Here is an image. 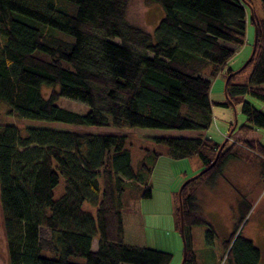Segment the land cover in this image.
<instances>
[{
	"label": "trees",
	"instance_id": "trees-1",
	"mask_svg": "<svg viewBox=\"0 0 264 264\" xmlns=\"http://www.w3.org/2000/svg\"><path fill=\"white\" fill-rule=\"evenodd\" d=\"M128 1L0 0V103L7 105L0 211L8 264L171 262L170 253L146 247L139 199L125 196L144 172L143 164L132 167L126 135L152 134L171 159L195 156L200 169L208 167L220 145L204 136L211 79L244 46L248 22L253 53L235 74L224 71V105H239L244 123L213 166L181 190L182 264H198L190 229L206 224L195 198L201 186L231 159L256 166L264 178V143L255 136L264 114L246 101L264 102V19L253 0H145L163 11L153 33L127 23ZM42 85L50 87L46 97ZM61 97L88 112L57 106ZM12 118L27 121L24 135ZM60 178L63 192L54 199ZM150 197L145 188L142 198ZM174 212L179 233L178 201ZM258 259V248L236 230L224 240L222 264Z\"/></svg>",
	"mask_w": 264,
	"mask_h": 264
},
{
	"label": "rangeland",
	"instance_id": "rangeland-1",
	"mask_svg": "<svg viewBox=\"0 0 264 264\" xmlns=\"http://www.w3.org/2000/svg\"><path fill=\"white\" fill-rule=\"evenodd\" d=\"M145 0H129L126 10L127 23L139 26L149 33H153L159 20L163 16L162 9L155 4H145ZM252 8L256 16L264 19V6L260 0L252 1ZM248 36L243 49V58L240 65L234 67L238 71L249 58L252 50L254 28L248 22L246 26ZM114 42H119L114 40ZM240 59V58H238ZM242 62V63H241ZM236 68V69H235ZM234 71V72H235ZM245 71L238 76V81L245 78ZM225 73H218L211 79L209 100L211 102V117L205 137L214 143L221 144L229 135L233 136L240 124L244 123L240 106H225L224 95ZM50 87L42 85L40 92L43 97L49 94ZM246 101L264 114V102L249 97ZM55 104L65 110L77 114H85L89 108L80 101L59 98ZM7 105L0 103V123L5 120ZM16 121L13 124L21 135L25 134L27 121ZM25 122V123H23ZM37 123L35 121H28ZM30 124V123H28ZM230 125L231 128H230ZM230 128V129H229ZM234 130V131H233ZM255 136L259 142L264 143V129H258ZM153 135L143 132H128L126 135V147L130 150L131 163L134 169L144 165L142 175L138 183L127 184L125 196L138 198L144 216V230L146 247L168 252L172 255L169 264H180L182 257V241L176 228L175 212L177 207L176 193L180 185L190 177L199 173L202 169L195 170L201 165L195 156L179 160L171 159L167 155L164 145L156 143ZM157 153L158 156H154ZM195 170V171H194ZM223 174L217 176L214 182L204 184L195 195L196 204L205 225L194 226L190 229L192 247L197 257L198 264H222V248L224 240L231 233H236L252 241L260 252L258 264H264V178L259 170L252 164L241 160L231 159L223 166ZM64 180L59 179L53 189V198H58L64 188ZM148 188L151 197L142 198V192ZM177 190V191H176ZM124 196V199H125ZM198 199V200H197ZM84 210L95 213L94 208L88 203H83ZM241 211H246L241 219ZM0 211V264H8L6 261V249ZM96 247L95 240L92 249ZM82 263V261H80ZM79 264V263H78Z\"/></svg>",
	"mask_w": 264,
	"mask_h": 264
},
{
	"label": "water",
	"instance_id": "water-1",
	"mask_svg": "<svg viewBox=\"0 0 264 264\" xmlns=\"http://www.w3.org/2000/svg\"><path fill=\"white\" fill-rule=\"evenodd\" d=\"M252 50H254V39H253ZM252 50H250V51H251L250 56H251L252 53H253ZM235 72H237V71H235ZM235 72H234V71L231 72L230 75L235 74ZM228 78H229V76L226 77L225 82L228 80ZM224 86H225V83H224ZM232 107H233V106H232ZM226 140H227V139H225V140H224V141L218 146V149H217V151H216V155H215L213 161L210 163V165H209L208 167H206L205 169L201 170V171H200L199 173H197L196 175L190 177L188 180H185V181L180 185L178 191L176 190V191H177V201H178V211H179V235H180V238H181V241H182V242H181V243H182V252H181V253H182V257H181V262H180V264H182V263L184 262V260H185V256H186V253H185V252H186V246H185V243H183V242H184V236H183V232H182V231H183V222H182V221H183V217H182V202L180 201V200H181V190H182V188H183L188 182L194 180L195 178H197L198 176H200L203 172L207 171L208 168L210 169V167L213 166V164L215 163V161H216V159H217V156H218V154L220 153V151L222 150V148H223V146H224Z\"/></svg>",
	"mask_w": 264,
	"mask_h": 264
},
{
	"label": "crops",
	"instance_id": "crops-1",
	"mask_svg": "<svg viewBox=\"0 0 264 264\" xmlns=\"http://www.w3.org/2000/svg\"><path fill=\"white\" fill-rule=\"evenodd\" d=\"M246 30V29H245ZM247 36H248V31L246 30V38H247ZM245 48V46H243V47H241V48H238V49H236L235 51H234V55L232 56V58L226 63V65L224 66V69H223V71H225V70H227V69H230L231 71H235L234 70V67H238L240 64V62L239 61H241V58H243V56H241L242 54H243V49ZM238 58H240V59H238ZM242 63V62H241ZM238 65V66H237ZM236 69V68H235ZM222 73V72H221ZM201 168V165L200 166H198L197 168H195V170L197 171V170H199ZM194 170V171H195ZM223 172V169H222V171H221V174H223L222 173ZM215 180V179H214ZM214 180H213V182H214ZM198 200V199H197ZM140 208H141V206H140ZM142 212V211H141ZM143 216V215H142ZM145 220H144V216H143V222H144Z\"/></svg>",
	"mask_w": 264,
	"mask_h": 264
}]
</instances>
